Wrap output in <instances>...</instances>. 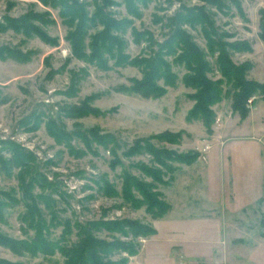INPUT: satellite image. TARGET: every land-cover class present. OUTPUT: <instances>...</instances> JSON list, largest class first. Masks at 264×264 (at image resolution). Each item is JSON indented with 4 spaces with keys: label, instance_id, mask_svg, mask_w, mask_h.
<instances>
[{
    "label": "rangeland",
    "instance_id": "rangeland-1",
    "mask_svg": "<svg viewBox=\"0 0 264 264\" xmlns=\"http://www.w3.org/2000/svg\"><path fill=\"white\" fill-rule=\"evenodd\" d=\"M77 2L89 18L102 7L115 21H128L112 32L122 45L100 62L89 50L104 29L98 21L84 22L75 51L78 20L60 0H0V264H67L57 248L43 253L26 245L38 233L71 245L80 237L77 224L101 240L132 242L133 254L115 250L105 258L125 264H264V97H250L241 116L224 85L209 128L187 120L194 90L182 81L185 64L174 62L179 50L165 56L176 81L162 96L127 89L143 76L132 61L159 50L174 27L205 52L210 78L221 76L208 38L227 44L234 63L250 66L246 78L264 85V0H136L135 14L126 0ZM201 9L209 24L184 20ZM134 31L145 36L136 39ZM238 43L249 49L229 46ZM169 132L176 143L153 138ZM147 139L198 156L173 161L165 172L144 147L135 151ZM156 167L164 180L156 190L170 208L155 217L123 198L122 174L149 183L146 169ZM104 180L116 194L99 188ZM124 219L153 233L125 235L102 225ZM7 239L23 247L12 249Z\"/></svg>",
    "mask_w": 264,
    "mask_h": 264
},
{
    "label": "trees",
    "instance_id": "trees-1",
    "mask_svg": "<svg viewBox=\"0 0 264 264\" xmlns=\"http://www.w3.org/2000/svg\"><path fill=\"white\" fill-rule=\"evenodd\" d=\"M61 5L69 10L71 16L77 18L78 28L75 33L77 42L73 45V49L81 51V44H83V37L85 35L82 27L84 22L98 21L103 25L104 29L96 36L92 37L89 43L90 56L93 60L100 62V57L104 53L111 54L113 50L119 48L122 45L121 40L117 35L112 32L122 30V28L128 23L127 20L115 21L108 16L102 10V7L98 8L93 17H87L82 10V5L77 0H60ZM105 3L107 0H101ZM136 0H126L127 8L130 13H138L135 7ZM73 11V12H71ZM197 16H186L184 18L187 23L199 21L202 23H208L207 14L205 10H199ZM85 26V25H84ZM264 31V22L262 24ZM133 36L136 39L145 36V33L133 32ZM151 36H147V41L151 40ZM264 39V34L262 35ZM159 50L154 52H148L146 57L141 60L132 61L133 65L143 67V76L139 80L132 81L131 85L127 88L129 92L137 93L143 97H160L162 96L167 86L174 85L176 81V74L171 70L172 63L168 61L165 56L173 55L176 51H180L174 62L185 64L187 72L183 75L182 81L184 85L194 90L193 93L188 94V97L195 103L193 107L188 111L187 120H202L203 124L209 128L213 122L214 113L211 107L221 99L222 87L227 86V92H232L233 108L239 110L241 116H244L248 109L246 103L248 99L257 93H260L264 97V85L249 80L246 78V73L249 70L246 64H236L232 61L227 53L225 46L227 44L222 43L219 39H209L207 47L210 52L214 53L216 60V71L220 74V78L212 79L208 75L212 73L213 69L209 65L205 52L199 48V46L192 40L185 30L179 27H174L170 31L169 37L158 44ZM232 49H239L245 51L249 49V46L245 43H238L236 45H229ZM164 51V52H163ZM162 80V84H158V81ZM178 135L173 133H163L156 137H153L159 141L164 139L170 143H176ZM150 140H141L143 146L137 145V153L143 150V147L152 155L153 163L163 168L165 172H171L173 170L170 165L171 162L177 161L181 163H191L194 161L198 154L194 152L177 153L173 150L166 149L164 147H153ZM135 152V153H136ZM148 170V176L151 177L153 182H145L142 179H138L133 175L123 172L122 174V193L123 198L136 206L145 205L147 212L153 216H160L165 213L169 208V204L161 198V194L156 190L157 183H164L161 179L162 171L157 167ZM103 186L99 188L103 189L106 195L116 194V190L112 184H109L106 180L102 181ZM135 191L138 196H133L131 191ZM107 230L118 231L125 235H148L153 233V230L143 223L134 220L124 219L122 221H107L103 224ZM80 231V237L76 242L71 245L56 243L41 233L36 235L35 240L31 244H27L26 247L30 251H39L43 253H52L57 248L61 253L67 257V264H125V258H119L118 260L105 259L109 253L113 251H125L128 254L135 252L134 245L130 241H122L117 238L111 241L101 240L93 236L92 232L81 225L77 224ZM36 229L40 228V222L35 224ZM128 229V230H127ZM9 240V241H8ZM5 244L11 245L12 249L21 248L17 246V241L7 239ZM62 245V246H61ZM26 248V249H27ZM28 249V250H29Z\"/></svg>",
    "mask_w": 264,
    "mask_h": 264
}]
</instances>
